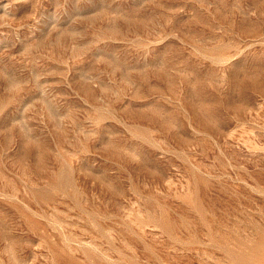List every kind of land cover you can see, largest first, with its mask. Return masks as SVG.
I'll use <instances>...</instances> for the list:
<instances>
[{"label":"rangeland","instance_id":"obj_1","mask_svg":"<svg viewBox=\"0 0 264 264\" xmlns=\"http://www.w3.org/2000/svg\"><path fill=\"white\" fill-rule=\"evenodd\" d=\"M0 264H264V0H0Z\"/></svg>","mask_w":264,"mask_h":264}]
</instances>
